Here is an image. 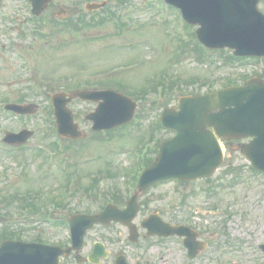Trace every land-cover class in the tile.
<instances>
[{
    "label": "rangeland",
    "instance_id": "374dc122",
    "mask_svg": "<svg viewBox=\"0 0 264 264\" xmlns=\"http://www.w3.org/2000/svg\"><path fill=\"white\" fill-rule=\"evenodd\" d=\"M103 1L54 0L44 13L42 26L50 30L52 17H76L87 3ZM108 1L110 6L119 4V0ZM0 5V19L13 29L9 41L0 20V41L4 44L17 41L30 53L27 62L9 48L1 55L0 103L26 99L25 103L39 106L36 116L24 119L4 114L0 109V143L7 130L18 132L28 128L36 132L26 146L28 150L15 154L0 150V235L3 226L30 219L34 214L31 208L24 210L25 203L2 202L17 194L30 192L31 200L37 197L62 200L60 208L51 209L59 219L74 213H96L104 200L100 199L102 193L116 186L125 187L128 178L117 170L134 168L136 159L132 150L149 139L151 124L157 121L165 104L175 106L183 94L204 93L211 87L219 89L225 80H236L242 75L251 77L257 73L264 78V59L253 65L248 61L225 63L224 56L230 50L213 53L210 60L196 56L192 43L187 47L182 44L189 38L179 14L167 11L161 0H132L127 8H120L122 16L126 14L122 19L123 31L109 24L82 36L57 30L48 39L31 32L30 27L36 24L26 0H0ZM259 8L264 13V0H260ZM6 15L11 21L4 18ZM152 81L161 84L158 95L148 87ZM162 83L166 85V97L160 101ZM120 84L138 96H131L139 108L129 126L112 136L95 137L85 116L96 105L78 101L71 109L77 114L85 138L75 143L61 142L54 163H47L46 157L35 151L50 142L51 126L55 123L50 110L51 95L86 88L119 90ZM143 87L148 90L144 95L138 91ZM161 136L164 139L172 135L162 131ZM223 147L227 159L212 179L181 186L176 183L156 186L141 198L149 202L142 216L150 212L169 213L172 207L178 222L193 219L202 229V238L210 244L207 251L210 259H199L196 264H207L206 260L215 258L222 264H264V253L259 249L264 245V176L252 171L238 143H223ZM68 167L76 173L73 176L76 182L65 192L61 185L66 181L63 171ZM49 187L52 192L46 194L44 190ZM52 223L33 221L16 226L25 238L39 235L51 244L67 243V228ZM124 233L121 226L98 228L89 234L84 252L89 253L97 241L115 250ZM179 258L180 255L173 264H180L183 258Z\"/></svg>",
    "mask_w": 264,
    "mask_h": 264
},
{
    "label": "water",
    "instance_id": "95a60500",
    "mask_svg": "<svg viewBox=\"0 0 264 264\" xmlns=\"http://www.w3.org/2000/svg\"><path fill=\"white\" fill-rule=\"evenodd\" d=\"M49 0H35V13L40 14ZM181 8L189 21L200 24L197 35L209 47H229L236 55L264 56V16L257 10L258 0H170ZM99 6L90 5L89 9ZM102 100L97 112L88 119L94 121V130H109L132 120L136 104L129 98L113 92L77 93L66 100L64 95L54 97L56 115L61 133L77 139L82 136L74 118L66 105L74 97ZM180 111L166 110L164 125L175 129L177 136L160 147L157 163L147 170L140 183V192L158 180L179 178L193 180L211 176L223 161V153L218 138L256 136L245 146L246 156L253 165L264 170V82L252 79L244 88H230L204 97H186L180 100ZM19 114L36 113L33 107L10 106ZM213 127L214 131L208 130ZM33 135L23 132L18 136L9 135L10 141L25 143ZM138 197L132 200L136 201ZM137 212L131 204L126 213L130 219ZM124 220L115 207H108L99 216H73L74 235L81 242L88 228L97 222L108 221L107 216ZM27 248L34 255L23 262L13 254L0 257V264H59L58 258L69 251L49 247L28 246L23 243L7 242L0 256L10 249Z\"/></svg>",
    "mask_w": 264,
    "mask_h": 264
},
{
    "label": "flooded vegetation",
    "instance_id": "af4514ba",
    "mask_svg": "<svg viewBox=\"0 0 264 264\" xmlns=\"http://www.w3.org/2000/svg\"><path fill=\"white\" fill-rule=\"evenodd\" d=\"M151 213L148 214L149 217ZM168 216L170 214H167ZM146 217V218H147ZM163 218L171 222L172 219L166 215ZM145 220L141 215L135 221V224L139 227L138 236L133 235L129 228L123 227L125 233L122 234L121 241L123 247L116 245L115 250L123 254L129 264H160L162 261L165 264H173L177 262V243L182 241L179 238L162 239L159 237H149L147 231L141 228L142 222ZM132 238V239H131ZM133 240L136 243H133ZM109 250V249H108ZM117 253V254H118ZM117 254L114 255L109 250V255L105 259L100 260L99 264H116ZM82 264H91L89 261H82ZM61 264H77L75 255L62 260Z\"/></svg>",
    "mask_w": 264,
    "mask_h": 264
},
{
    "label": "trees",
    "instance_id": "16d2710c",
    "mask_svg": "<svg viewBox=\"0 0 264 264\" xmlns=\"http://www.w3.org/2000/svg\"><path fill=\"white\" fill-rule=\"evenodd\" d=\"M91 23L92 22H94L95 21V19H90L89 20ZM85 23H87V21H84ZM34 205V207H36L37 209L39 208L37 205H35V204H33ZM40 209H42V208H39L38 210H40ZM6 232H9V231H6ZM11 233V232H10Z\"/></svg>",
    "mask_w": 264,
    "mask_h": 264
}]
</instances>
